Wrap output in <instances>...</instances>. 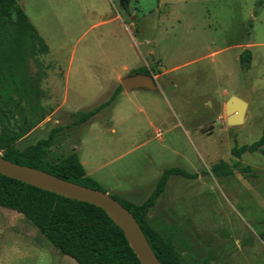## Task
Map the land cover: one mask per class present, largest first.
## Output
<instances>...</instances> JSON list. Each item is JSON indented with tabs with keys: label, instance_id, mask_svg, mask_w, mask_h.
Returning <instances> with one entry per match:
<instances>
[{
	"label": "rangeland",
	"instance_id": "374dc122",
	"mask_svg": "<svg viewBox=\"0 0 264 264\" xmlns=\"http://www.w3.org/2000/svg\"><path fill=\"white\" fill-rule=\"evenodd\" d=\"M19 2L50 52L29 60L31 74L46 73L41 106L34 111L23 103L40 120L17 147L54 130L48 159L78 151L86 170L105 179V191L130 201L138 194L112 190L117 179L143 178L138 190L146 198L165 167L196 172V178L170 176L152 224L186 264H264V156L232 154L264 128V0ZM246 48L252 60L245 70ZM141 66L155 74L159 89L116 92L121 78ZM246 81L251 101L244 120L228 124L226 101ZM90 110L92 117L74 122L75 113ZM9 116L19 123V115ZM221 160L232 175L210 171ZM0 264L78 263L24 215L0 206Z\"/></svg>",
	"mask_w": 264,
	"mask_h": 264
},
{
	"label": "trees",
	"instance_id": "16d2710c",
	"mask_svg": "<svg viewBox=\"0 0 264 264\" xmlns=\"http://www.w3.org/2000/svg\"><path fill=\"white\" fill-rule=\"evenodd\" d=\"M50 52L46 40L39 34L19 0H0V154L24 165L43 169L70 181L104 190L102 184L89 175L78 151H73L59 160L46 157L54 130L46 139L21 150L16 143L40 119H31L24 112V102L32 110L40 105V80L46 76L33 75L29 60ZM251 50L240 54L243 69L250 67ZM151 72L141 66L131 72ZM122 90L119 86L116 92ZM112 96L110 101L114 100ZM19 115V123L12 124ZM96 110L78 111L75 123H82ZM259 151L264 156V128L260 137L252 143L235 145L232 154ZM210 171L216 176H229L233 167L225 160L214 163ZM172 175L196 178L198 173L181 166L165 167L155 187L142 203H135L122 196L113 195L128 208L139 224L163 264H185L179 249L155 229L149 222V210L165 191ZM0 206L16 210L24 215L63 254L69 255L78 264H142L130 246L122 228L102 208L85 201L64 197L54 192L27 184L0 173ZM264 238V233L262 234Z\"/></svg>",
	"mask_w": 264,
	"mask_h": 264
},
{
	"label": "water",
	"instance_id": "95a60500",
	"mask_svg": "<svg viewBox=\"0 0 264 264\" xmlns=\"http://www.w3.org/2000/svg\"><path fill=\"white\" fill-rule=\"evenodd\" d=\"M245 73L248 74L247 71ZM120 82L126 91L158 90L160 87L153 72L139 71L128 74L123 76ZM249 84L250 82L246 81L241 92L238 95H232L226 101L228 124L243 122L245 111L251 101ZM0 173L64 197L89 202L102 208L122 228L142 264H163L133 213L107 191L70 181L40 168L13 162L1 154Z\"/></svg>",
	"mask_w": 264,
	"mask_h": 264
},
{
	"label": "crops",
	"instance_id": "0c3cea01",
	"mask_svg": "<svg viewBox=\"0 0 264 264\" xmlns=\"http://www.w3.org/2000/svg\"><path fill=\"white\" fill-rule=\"evenodd\" d=\"M80 159H81V157H80ZM82 163H84L83 165H85L86 163H85V161H83ZM85 167V166H84ZM99 168H101L102 169V166L100 165V167ZM86 169V168H85ZM97 169H98V167H95V168H92V172H96L97 171ZM87 171V170H86ZM87 173L89 174V175H91L92 177H94L95 179H97L101 184L103 183L102 181H104L105 179H103L102 181L99 179V178H96L95 177V175H93V174H91V173H89L88 171H87ZM162 173V172H161ZM122 175H124V174H122ZM130 175V174H129ZM161 175V174H160ZM102 176V178H105V175H101ZM117 177H121V174H117ZM130 177V176H129ZM127 178V182H121V181H119V179H117V181L115 182V183H113V184H111L112 186V190H114V191H119V192H121V193H126L127 194V196L129 195V194H132L133 196H134V198H135V193L136 194H138V196H136V198H137V201H133V202H135V203H142L144 200H146V198L149 196V194L151 193H149L148 194V196L146 197V198H144V195H143V192L142 191H139L138 189H141L140 188V186H141V182L143 181V178L141 179V178H134V177H132L131 176V178H128L127 176L125 177V179ZM158 180V179H157ZM156 185V184H155ZM122 197H124V198H126L125 196H122ZM127 199V198H126ZM159 199H160V197L158 198V200H157V202H156V204L153 206V207H151L150 208V210H149V222L151 223V225L155 228V229H157L163 236H166V235H168L167 233H165L164 231H162V229H160L157 225H155V224H152V222H151V219H150V216H151V214H152V212H153V209L156 207V205H157V203H158V201H159ZM129 200V199H128ZM174 245H176L173 241H171ZM177 247V246H176ZM178 248V247H177ZM179 249V251H180V254H181V257H182V259H183V261H184V263H185V260H184V258H185V256H184V254L182 253V251L180 250V248H178ZM186 264V263H185Z\"/></svg>",
	"mask_w": 264,
	"mask_h": 264
},
{
	"label": "built area",
	"instance_id": "2783aa9c",
	"mask_svg": "<svg viewBox=\"0 0 264 264\" xmlns=\"http://www.w3.org/2000/svg\"><path fill=\"white\" fill-rule=\"evenodd\" d=\"M162 130H157V132H156V137H158V138H161L162 137Z\"/></svg>",
	"mask_w": 264,
	"mask_h": 264
},
{
	"label": "flooded vegetation",
	"instance_id": "af4514ba",
	"mask_svg": "<svg viewBox=\"0 0 264 264\" xmlns=\"http://www.w3.org/2000/svg\"><path fill=\"white\" fill-rule=\"evenodd\" d=\"M127 0H125V2H126Z\"/></svg>",
	"mask_w": 264,
	"mask_h": 264
}]
</instances>
